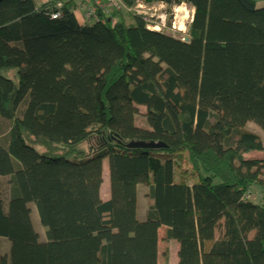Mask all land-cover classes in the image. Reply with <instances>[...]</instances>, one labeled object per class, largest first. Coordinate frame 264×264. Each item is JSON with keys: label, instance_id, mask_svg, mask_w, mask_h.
<instances>
[{"label": "trees", "instance_id": "trees-1", "mask_svg": "<svg viewBox=\"0 0 264 264\" xmlns=\"http://www.w3.org/2000/svg\"><path fill=\"white\" fill-rule=\"evenodd\" d=\"M124 2L191 5L188 41L122 10L81 24L74 0L0 2V153L40 222L11 177L0 264H158L161 242H176V264H264V140L241 127L264 131V7ZM139 186L141 220L129 196Z\"/></svg>", "mask_w": 264, "mask_h": 264}, {"label": "rangeland", "instance_id": "rangeland-1", "mask_svg": "<svg viewBox=\"0 0 264 264\" xmlns=\"http://www.w3.org/2000/svg\"><path fill=\"white\" fill-rule=\"evenodd\" d=\"M39 4L40 0H36ZM258 2V7H264V0H256ZM125 4V2H124ZM126 9L124 8L123 11H127V5ZM1 74L8 77V78H12L14 79V81L18 80V76H17V72L16 69L14 68H3L1 70ZM245 116V114H244ZM145 109L141 108L138 112V114L136 115V123L139 126L145 127L146 126V118H145ZM246 117V116H245ZM244 117V118H245ZM237 126V125H235ZM239 126V125H238ZM240 127V126H239ZM247 130L259 133L263 140H264V131L258 127L257 125H255L254 123L250 122V121H246L245 124L243 126H241ZM1 159L6 167V175L4 177H0V199L3 202V210L6 212L8 209V202H9V191H10V186H9V180L11 177H15L17 183L19 184V186L21 187V192L24 194V198L26 200V203L30 206L31 208V215H32V220L34 223V226H36V230L38 229V225H40L39 223V218H38V214H37V210L35 205L33 204V202L30 200V192H29V188L27 185V182L24 178L23 175H21L18 171H16L13 161L11 158H9V156L5 153V152H1L0 153ZM104 172L106 175V184L108 186V166H107V161H104ZM197 178H199L197 176ZM105 187V186H104ZM107 191V189H104V191ZM143 190L145 192L146 188L139 186L138 190L136 189H131L129 190V196L131 201V205L130 206V211L132 207H136L135 209L137 210V216L138 219H143L144 215H145V211L148 208V204L149 201L147 198L143 197ZM104 191H102V194L105 195ZM251 197L250 199L252 200V202H260L261 198H262V193L261 190L258 186H253L251 189V193H250ZM102 195L103 199H105V197ZM131 215H134V213L132 212ZM161 235L163 234V229L161 230ZM176 243V242H173ZM7 242H3V240L0 239V254L4 251H6L7 246H6ZM168 253L169 254H174V248L172 245L169 244H164V242L160 243V263L159 264H167L166 262H164L163 258L165 255H163V253ZM170 257H174L172 255H170Z\"/></svg>", "mask_w": 264, "mask_h": 264}, {"label": "built area", "instance_id": "built-area-1", "mask_svg": "<svg viewBox=\"0 0 264 264\" xmlns=\"http://www.w3.org/2000/svg\"><path fill=\"white\" fill-rule=\"evenodd\" d=\"M90 3L86 9V19L96 17L98 11L102 8V12L120 11L125 8L124 0H86ZM142 17L148 24V28L157 32L173 33L181 36L182 40L188 41L186 37L188 26L192 23L194 17V8L186 3L174 5L169 10L165 4H145L136 2L134 5L128 6L127 11ZM59 14H54L53 18H57Z\"/></svg>", "mask_w": 264, "mask_h": 264}, {"label": "crops", "instance_id": "crops-1", "mask_svg": "<svg viewBox=\"0 0 264 264\" xmlns=\"http://www.w3.org/2000/svg\"><path fill=\"white\" fill-rule=\"evenodd\" d=\"M48 1H54V0H40L39 4H42L44 2H48ZM75 3H76V6H77V9L75 11V14H76V17H77V20L79 23L81 24H85L86 23V9L89 7L90 3L86 0H74ZM158 3H156L155 5H157ZM258 4V2H257ZM103 176H104V185L102 187V191H104V189H107V191L105 190L104 193L105 195H103L105 197L104 200H106L108 198V187H107V184H106V175H105V172H103ZM105 186V187H104ZM20 187V186H19ZM20 191H21V187H20ZM22 193V192H21ZM22 196L24 198V194L22 193ZM103 198V197H102ZM25 200V198H24ZM26 201V200H25ZM43 232V231H42ZM170 245L173 246L174 248V254H169L167 255V253H163L164 258V262H166L167 264H176L177 262V250H178V245L175 244V243H170ZM160 251V249H159ZM170 255L174 256V257H170ZM160 263V254H159V259H158V264Z\"/></svg>", "mask_w": 264, "mask_h": 264}, {"label": "water", "instance_id": "water-1", "mask_svg": "<svg viewBox=\"0 0 264 264\" xmlns=\"http://www.w3.org/2000/svg\"><path fill=\"white\" fill-rule=\"evenodd\" d=\"M3 0H0V2ZM130 149H157L165 147L162 143H145V142H131L127 145Z\"/></svg>", "mask_w": 264, "mask_h": 264}]
</instances>
